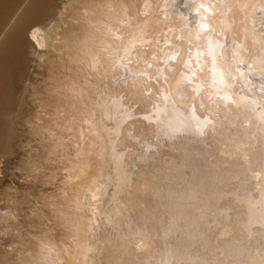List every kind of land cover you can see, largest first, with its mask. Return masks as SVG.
<instances>
[{"label":"clouds","instance_id":"obj_1","mask_svg":"<svg viewBox=\"0 0 264 264\" xmlns=\"http://www.w3.org/2000/svg\"><path fill=\"white\" fill-rule=\"evenodd\" d=\"M23 28L0 264H264V0H48Z\"/></svg>","mask_w":264,"mask_h":264},{"label":"bare ground","instance_id":"obj_2","mask_svg":"<svg viewBox=\"0 0 264 264\" xmlns=\"http://www.w3.org/2000/svg\"><path fill=\"white\" fill-rule=\"evenodd\" d=\"M9 1L0 0V20L5 12L3 8L10 9ZM47 6L48 0H28L2 39L3 44H0V101L6 103L14 95V88L20 73L19 67L25 57L26 33L23 26L29 20L38 21L47 10Z\"/></svg>","mask_w":264,"mask_h":264},{"label":"rangeland","instance_id":"obj_3","mask_svg":"<svg viewBox=\"0 0 264 264\" xmlns=\"http://www.w3.org/2000/svg\"><path fill=\"white\" fill-rule=\"evenodd\" d=\"M28 2V0H10L8 2V7L10 9H6L7 7L3 8L4 14L0 20V40L3 39L4 35L10 29L14 21L16 20L17 16L19 15L20 11L23 9V6ZM10 5V6H9ZM5 6V5H4ZM12 7V8H11ZM5 9V10H4ZM25 56V53H24ZM26 70V60L24 57L23 62L19 67V77L17 81V85L14 88V93L18 90L19 83L22 79V76Z\"/></svg>","mask_w":264,"mask_h":264}]
</instances>
